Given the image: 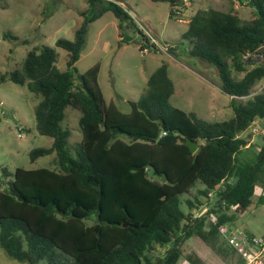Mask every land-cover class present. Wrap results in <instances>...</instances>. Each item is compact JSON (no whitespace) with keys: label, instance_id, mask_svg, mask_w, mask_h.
Listing matches in <instances>:
<instances>
[{"label":"trees","instance_id":"1","mask_svg":"<svg viewBox=\"0 0 264 264\" xmlns=\"http://www.w3.org/2000/svg\"><path fill=\"white\" fill-rule=\"evenodd\" d=\"M127 1L88 0L74 39L55 44L68 53L66 71L57 67L56 49L42 45L26 54L21 68L0 75V84L10 81L27 87L40 99L34 111L36 129L53 144L32 150L31 162L55 155L53 169L18 168L8 188L0 192V247L14 260L158 264L152 253L173 243L160 264H179L183 258L189 264H205L197 254L183 257L185 241L198 237L220 252L216 242L221 228L233 231L243 212L264 205V197L258 204L255 200L264 186V147L253 162L240 164L237 158L248 144L241 135L264 121V88L252 96L264 82V0H236L254 11L250 22L242 21L234 10H198L189 16L184 35L191 46L189 55L218 70L220 88L232 98L233 117L212 123L170 103L175 84L166 64L149 77L146 95L130 102L129 113L106 103L99 63L78 73L76 63L89 26L107 12L119 20L120 29L124 21L132 22L143 38L141 50H157L123 6ZM151 1L167 3L171 19L187 12L185 0ZM246 54L258 59L246 60ZM235 73L244 76L238 80ZM69 108L81 113L77 158L70 146L71 132L64 127ZM164 133H174L178 141L162 142ZM188 140L198 144L196 153L186 146ZM4 175L9 176L5 171ZM197 183L203 188L195 200H186L190 212L222 186L216 204L200 218L185 213L180 199ZM211 215L216 220L207 225Z\"/></svg>","mask_w":264,"mask_h":264},{"label":"rangeland","instance_id":"2","mask_svg":"<svg viewBox=\"0 0 264 264\" xmlns=\"http://www.w3.org/2000/svg\"><path fill=\"white\" fill-rule=\"evenodd\" d=\"M123 6L134 18L133 22L137 28L144 32L149 43L154 44L157 50H141L142 35L131 21H124L120 29L119 20L112 12H107L89 26L86 46L76 63V69L79 74H84L94 65L100 64L99 84L106 103L113 102L122 112L129 113L130 102H138L146 95L149 77L158 67L166 64L170 78L175 84V94L170 100L173 106L196 113L211 123L228 116V119L233 117L230 99L221 97L217 91L221 86L220 72L206 61L189 55L187 50L191 46L184 40V35L187 32L189 16L198 10H234L244 22L254 19V11L236 0H194L186 2L187 12L184 15L181 13L171 19L167 3L128 0ZM88 8V0H0V75L21 68L26 54L42 45L56 49L57 67L66 71L68 53L56 48L55 44L59 39H74L76 30L83 23L82 13ZM5 35L11 37L5 40ZM252 68L253 63L250 62L248 69ZM243 76V73H235L238 80ZM263 84L264 82L259 84L254 92L259 91ZM39 100L27 87L10 81L0 84V192L8 188L18 168H54V154L39 158L35 162H31L29 156L32 150L50 148L53 144L52 138L41 136L36 129L34 111ZM204 113H207V116ZM66 114L64 127L71 132L70 146L73 156L77 158L82 141L79 127L81 113L69 108ZM249 134L252 135L251 140L253 139L255 146L253 149H243L237 155L240 164L245 161L253 162L256 159L255 147L261 145L264 140L261 133L253 134L252 126L244 132L243 137ZM121 138L125 139L124 136ZM4 171L8 173V177H5ZM201 188L202 184L197 183L191 195L184 194L180 197L181 209L185 213L193 212L195 217H203L209 213V209L214 205L213 197L210 200L203 199L204 205L191 212L186 204L188 199L195 200L194 195ZM259 205L248 209L243 218H238L237 225L242 224V228L240 227V231H233L241 233L242 229L248 228L257 237H262L264 205ZM211 216L207 225L215 221V216ZM222 236L216 242V246L221 248L220 252L198 237H193L182 245L183 257L199 254L205 264H244L227 238ZM173 246L172 243L164 248L157 247L152 253V258H158L161 263ZM0 264L28 263L10 258L0 247ZM179 264L189 263L183 258Z\"/></svg>","mask_w":264,"mask_h":264},{"label":"built area","instance_id":"3","mask_svg":"<svg viewBox=\"0 0 264 264\" xmlns=\"http://www.w3.org/2000/svg\"><path fill=\"white\" fill-rule=\"evenodd\" d=\"M187 1L188 0H185V2ZM251 57H255L258 59L256 55L246 54L244 56L246 60ZM263 88L264 84L259 89V91L253 93L252 96L261 92ZM252 127L253 134L261 133L262 135H264V122H260L257 125L256 123H254ZM167 134L168 133H164L163 137ZM220 233L225 238H227L229 244L237 251L239 256L244 260L245 264H264V237H256L250 235L244 236L242 234L231 231L228 227L221 228Z\"/></svg>","mask_w":264,"mask_h":264},{"label":"crops","instance_id":"4","mask_svg":"<svg viewBox=\"0 0 264 264\" xmlns=\"http://www.w3.org/2000/svg\"><path fill=\"white\" fill-rule=\"evenodd\" d=\"M131 16V15H130ZM132 17V16H131ZM170 17V16H169ZM133 18V17H132ZM134 19V18H133ZM159 68V67H158ZM208 81V80H207ZM209 83H210V81H208ZM211 84V83H210ZM212 85H214L215 86V84H212ZM213 86V87H214ZM217 91H218V93L220 94V96L221 97H224V98H226V99H230V101H229V105L231 106V108H232V104H231V97H229L228 95H226L225 93H223V91L221 90V88H217ZM175 94V93H174ZM208 106V105H207ZM232 110H233V108H232ZM190 112V111H189ZM193 113V112H192ZM234 113V112H233ZM196 114V113H195ZM205 114V116H207V113H204ZM197 115V114H196ZM198 116V115H197ZM199 117V116H198ZM200 119H202L201 117H199ZM208 118H210V117H208ZM229 118V116L228 117H226V118H224V119H219V121H224V120H227ZM204 120V119H203ZM206 121V120H205ZM208 122V121H207ZM261 122H264V121H261ZM259 123H260V121H259ZM258 124V123H257ZM244 134V133H243ZM243 134L241 135V138L242 139H245V140H247V142H248V144H247V146L245 147V149H253L254 148V143H252L253 142V139L251 140V134H249L247 137H243ZM262 139L264 138V135L261 137ZM262 147H264V140H263V142L261 143V145H256V147H255V149H256V152H255V155H257L258 154V150L260 149V148H262ZM221 189H222V186H219L218 188H217V190L215 191V192H213L212 194H211V197H213V203H214V205L216 204V199H217V196H218V193L221 191ZM260 196H262V197H264V186H262V187H259V189H258V191H257V194H256V201H259V199L258 198H260ZM211 197H210V199H211ZM213 205V206H214ZM212 206V207H213ZM255 206V205H254ZM252 207V208H255V207ZM211 207V208H212ZM251 208V209H252ZM210 210V209H209ZM209 212V211H208ZM246 213H247V211H245V212H243L241 215H240V217H238L239 219L240 218H243L245 215H246ZM238 224V221L233 225V227L235 228V229H237L238 231H240L241 230V228H242V224H240L239 226L237 225ZM237 225V226H236ZM241 227V228H240ZM243 231H241V233L240 234H242V235H244V236H249V235H252V236H256V235H254V233L252 232V231H250L248 228H245V229H242ZM264 236V235H263ZM262 236V237H263ZM257 237V236H256ZM199 255V254H198ZM200 256V255H199Z\"/></svg>","mask_w":264,"mask_h":264},{"label":"water","instance_id":"5","mask_svg":"<svg viewBox=\"0 0 264 264\" xmlns=\"http://www.w3.org/2000/svg\"><path fill=\"white\" fill-rule=\"evenodd\" d=\"M177 141H178V136L175 135L174 133L167 134L166 136H164L162 138V142H165V143L177 142ZM185 144L189 148L190 152L193 153V154L196 153L198 148H199V146H198V144L196 142H193V141H190V140L186 141ZM162 181H163V183H166L167 182V178L164 177ZM128 225H129V223H126L125 227H127ZM160 261L158 262V264H160Z\"/></svg>","mask_w":264,"mask_h":264}]
</instances>
